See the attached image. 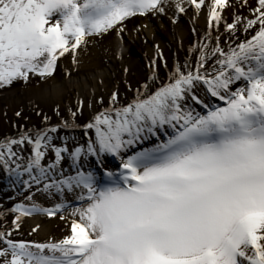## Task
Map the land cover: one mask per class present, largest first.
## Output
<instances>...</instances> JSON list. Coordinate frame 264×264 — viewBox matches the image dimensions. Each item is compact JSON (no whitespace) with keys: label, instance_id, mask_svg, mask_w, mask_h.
Instances as JSON below:
<instances>
[{"label":"snow or ice","instance_id":"snow-or-ice-1","mask_svg":"<svg viewBox=\"0 0 264 264\" xmlns=\"http://www.w3.org/2000/svg\"><path fill=\"white\" fill-rule=\"evenodd\" d=\"M189 8L207 18L204 41L188 49L199 54L195 66L176 63L160 83L153 71L123 102L117 91L107 106L101 97L85 144L57 145L53 135L80 127L84 100L68 108L71 122L0 140V166L30 202L8 210L16 215L0 230V264H264V0H0V89L47 82L65 54L77 64L89 38H122L134 17L171 9L175 24ZM37 193L59 202L45 208ZM35 213L60 214L70 235L15 239Z\"/></svg>","mask_w":264,"mask_h":264},{"label":"rangeland","instance_id":"rangeland-1","mask_svg":"<svg viewBox=\"0 0 264 264\" xmlns=\"http://www.w3.org/2000/svg\"><path fill=\"white\" fill-rule=\"evenodd\" d=\"M204 35L205 31L202 36L204 37ZM200 39L201 38L198 37L196 42L191 41L190 46L194 47V44L199 42ZM129 50V54H131V56H137L135 59L137 61V69H139L137 71L138 74L133 70L123 72L124 76L118 75L117 77L118 83L115 82L114 85H108V87H105L99 96L97 95L98 98L96 94H94L91 98L86 96L83 99H76L70 96V99L68 97L61 101H56L55 98L49 97V94L46 93L48 95V97L46 96V102L45 98L44 100L39 98L38 92L36 94V90L34 89L39 86V84L44 83L38 77H31L27 83L21 81L15 83L11 87L0 89V140H3L5 137H18V134L21 131H26L28 129L36 130L44 127L57 126L61 124L62 120H68L71 122L68 108L71 107L73 110H76L77 100H84L85 107L83 112L82 114L78 112L75 121L76 124L80 125V127L75 129H64L61 127L58 133L53 135L55 136V143L57 145H63V138H67L69 147L85 144L89 136L86 135L84 137L85 134L83 125L89 120L93 112L102 110V106L97 102L101 97L104 99V106H107L111 93L113 91H117L120 95L121 101L123 102L133 96L134 90L147 81L153 71H155L158 77L157 83H160V81L167 82L168 72L169 70H174L176 63L183 65L185 61H189V59L184 55L178 56L174 47L169 43L164 47H159L160 53H162L164 57L163 60L159 58L156 47L153 48L150 53L145 55L141 52V50L135 48H129ZM191 53L193 55L191 57L193 62L192 66L194 67L198 53ZM67 56L68 55H65V58H68ZM153 60H156V66L154 69L152 67ZM165 62L167 63V68H165ZM60 65L57 62V67ZM129 86H131L132 91L129 90ZM43 90L45 89L43 88ZM10 94H12V96H10ZM89 101H91L94 105L91 110L87 107V103ZM213 103L219 102L215 101ZM57 108H59V116L56 115ZM17 112L21 113L19 117L16 116ZM37 113H40V115H37ZM44 115L49 117L47 124L44 123ZM92 134L89 133V135L94 136V133ZM84 138H86V140H84ZM29 154L30 150L26 149L24 155L27 156ZM48 159L51 160L54 159V157L50 154ZM69 161L70 160H66L63 163L64 171L67 174H74L71 170V161ZM115 165L116 163H113L112 166L114 167ZM22 179H27V176L25 175ZM26 195H28V192L25 190L23 184L16 182L15 177H10L8 173L3 170L2 166H0V212L6 213L3 217H0V230H4L5 228L9 230L12 229V220L15 218L16 214L11 213L8 210L19 203L28 205L30 202L25 199ZM34 200L45 208H53L54 205L59 202L58 197L48 198L46 195H42L40 193H37L34 196ZM66 201L70 202L73 206L77 204V201H75L71 194H66ZM70 211L71 208L66 210L63 215L68 217ZM59 216L60 214H57L55 216L56 218H49L46 214L35 213L31 216L23 217V221L20 222V228L18 231L13 233V237L15 239L37 242H46L49 240L59 241L65 236L70 235V223L62 221ZM33 217H38L36 220H39L42 223V226L45 224L48 225V222L50 223L52 220L49 231L43 233L41 236L37 232H33L32 226L29 225V223L26 224V222Z\"/></svg>","mask_w":264,"mask_h":264},{"label":"bare ground","instance_id":"bare-ground-1","mask_svg":"<svg viewBox=\"0 0 264 264\" xmlns=\"http://www.w3.org/2000/svg\"><path fill=\"white\" fill-rule=\"evenodd\" d=\"M250 3H254V0H250ZM240 11L244 16L248 15L247 8L240 9ZM172 18L174 17L171 9L168 10L165 16H137L128 21L122 38L118 37L114 31L102 38H89L87 45L77 50L78 63L73 64L72 55L70 53L65 54L68 55V58L63 56L58 60L59 65H61L56 68L54 76L34 88L36 94L38 92L39 98L42 100L45 98V101L48 97L47 94H49V97L55 98L56 101L68 97L70 99V96L76 99H83L86 96L91 98L94 94L99 96L105 87L114 85L115 82L118 83L117 77L118 75L124 76L125 69L136 71L138 74L139 69H137L135 59L137 56H131L129 48L141 50L145 55L150 53L156 46L161 48L169 43L174 47L178 56H186L189 59V64L193 65L191 59L193 55L189 53L188 49L191 48V41L196 42L198 37L201 38L199 42L204 41L202 35L207 28L206 14L201 13L194 16L193 10L189 8L187 13L179 16L175 24L172 23ZM194 28L195 32H193ZM244 35L243 32L238 33L241 39ZM222 39L226 40V37ZM197 44L198 42L194 46ZM113 163H116L114 167L112 166ZM105 164L111 169L118 170L119 161L113 157H107ZM37 218H30L26 224L29 223L32 229L36 228L35 232L41 236L49 231L52 220L50 223L48 222V225L42 226V223L36 220Z\"/></svg>","mask_w":264,"mask_h":264}]
</instances>
